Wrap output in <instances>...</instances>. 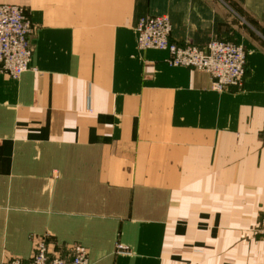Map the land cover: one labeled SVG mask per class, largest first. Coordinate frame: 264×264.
<instances>
[{"label": "crops", "instance_id": "0c3cea01", "mask_svg": "<svg viewBox=\"0 0 264 264\" xmlns=\"http://www.w3.org/2000/svg\"><path fill=\"white\" fill-rule=\"evenodd\" d=\"M0 4L35 28L29 69L0 71V264L41 236L91 264H264V0ZM147 15L180 46L242 44L243 86L140 50Z\"/></svg>", "mask_w": 264, "mask_h": 264}, {"label": "built area", "instance_id": "2783aa9c", "mask_svg": "<svg viewBox=\"0 0 264 264\" xmlns=\"http://www.w3.org/2000/svg\"><path fill=\"white\" fill-rule=\"evenodd\" d=\"M34 25L26 9L16 4H0V71L13 79H19L29 69L32 58L31 38ZM140 50L168 51L167 62L171 66L188 67L210 75L211 89L223 92L241 88L246 75L247 52L242 44L212 40L205 47L193 44L180 46L170 40L172 24L167 15L143 16L137 26ZM264 144V127L260 132ZM259 232L264 236V218ZM119 252L127 248L117 244ZM3 264H91L88 251L76 247L70 259L52 255L47 236L35 241L31 258L24 261L9 257Z\"/></svg>", "mask_w": 264, "mask_h": 264}, {"label": "rangeland", "instance_id": "374dc122", "mask_svg": "<svg viewBox=\"0 0 264 264\" xmlns=\"http://www.w3.org/2000/svg\"><path fill=\"white\" fill-rule=\"evenodd\" d=\"M263 218H264V217H263ZM263 218H262V219H263ZM262 219H261V221H262ZM260 225H261V222H260ZM259 229H260V226H259ZM259 229H258V230H259ZM259 233H260V232H259Z\"/></svg>", "mask_w": 264, "mask_h": 264}]
</instances>
